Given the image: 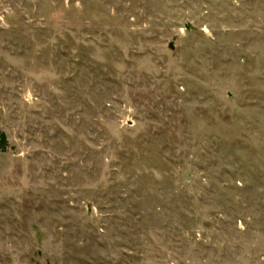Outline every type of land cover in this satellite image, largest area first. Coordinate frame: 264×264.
Masks as SVG:
<instances>
[{
	"label": "rangeland",
	"instance_id": "1",
	"mask_svg": "<svg viewBox=\"0 0 264 264\" xmlns=\"http://www.w3.org/2000/svg\"><path fill=\"white\" fill-rule=\"evenodd\" d=\"M0 133V264H264V0H0Z\"/></svg>",
	"mask_w": 264,
	"mask_h": 264
},
{
	"label": "trees",
	"instance_id": "2",
	"mask_svg": "<svg viewBox=\"0 0 264 264\" xmlns=\"http://www.w3.org/2000/svg\"><path fill=\"white\" fill-rule=\"evenodd\" d=\"M0 144L3 145V147L8 145V139L5 133H0Z\"/></svg>",
	"mask_w": 264,
	"mask_h": 264
},
{
	"label": "water",
	"instance_id": "3",
	"mask_svg": "<svg viewBox=\"0 0 264 264\" xmlns=\"http://www.w3.org/2000/svg\"><path fill=\"white\" fill-rule=\"evenodd\" d=\"M169 47H170V48H174L173 43H170Z\"/></svg>",
	"mask_w": 264,
	"mask_h": 264
}]
</instances>
